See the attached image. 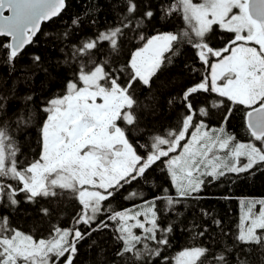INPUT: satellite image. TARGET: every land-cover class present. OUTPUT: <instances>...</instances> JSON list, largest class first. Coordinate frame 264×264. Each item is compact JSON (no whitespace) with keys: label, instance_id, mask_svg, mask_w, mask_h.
<instances>
[{"label":"snow or ice","instance_id":"obj_1","mask_svg":"<svg viewBox=\"0 0 264 264\" xmlns=\"http://www.w3.org/2000/svg\"><path fill=\"white\" fill-rule=\"evenodd\" d=\"M115 3L112 23L74 17L52 37L55 58L33 54L19 70L14 84L41 75V87L59 84L39 105L33 87L0 89V264H75L78 245L105 230L113 244L99 248L98 264H264V199L241 202L234 234L196 207L206 186L264 170V0ZM68 6L0 0L10 76L42 24ZM162 22L172 30L156 31ZM186 48L189 80L162 100L153 86ZM161 104L174 120L158 128L149 118ZM237 113L247 139L230 128ZM37 126L39 152L29 158L17 134ZM118 196L127 207L114 206ZM68 204L75 208L65 227ZM18 213L35 221L32 230L16 223ZM41 224L47 235L38 234ZM177 231L193 243L169 256Z\"/></svg>","mask_w":264,"mask_h":264},{"label":"trees","instance_id":"obj_2","mask_svg":"<svg viewBox=\"0 0 264 264\" xmlns=\"http://www.w3.org/2000/svg\"><path fill=\"white\" fill-rule=\"evenodd\" d=\"M119 7L115 3V0H69V6L65 11L56 19L51 20L48 23H43L40 33L36 37L34 45H30L26 48L24 55L17 62V72L10 76L8 69L3 66L2 55L0 52V89L8 90L13 87L16 88L19 94H24L29 91V87L35 88V102L39 105L43 99H47L53 91L59 88V84L41 87V80L43 76L37 78L34 85L25 86L23 83L16 82L14 84L15 76H22L23 73L20 69H27L30 65V57L33 54L41 55L44 58H55L57 52L54 47L53 36L62 33L65 28L70 25L71 20L80 16L83 19L96 18L99 23L96 27L102 28L105 23H112L115 15L118 14L116 9ZM161 27L157 24L156 31L172 30L167 27V22ZM95 30L91 25H88L85 29ZM154 30L149 26L147 34H152ZM185 63H192V50L186 48L184 53L174 58L173 64L162 74L153 86V90L157 91L163 100L168 95L173 94L179 90V86L187 83L189 80L188 74L184 70ZM146 93L141 90L140 95L143 96ZM43 113L39 114V119H42ZM150 122L155 123L158 128H163L171 124L174 120V113L169 111L164 104H161V108L158 114L152 118H149ZM240 114H236V118L231 121L230 128L232 131L239 134L240 138L247 139L246 133H244L241 127ZM244 133V134H243ZM245 137H244V136ZM39 139V128L34 127L28 134L21 135L17 134L18 143L22 147V151L25 156L31 158L35 153L39 152V146L37 141ZM254 174H241L240 176H231L228 179L217 181L204 188L202 195L205 197L200 200L196 205L197 208L202 207L210 210V212L222 221V225L226 230H229L233 234L236 232L237 227L241 220V209L240 204L242 200L250 199H264V170H253ZM158 185L169 187L166 178L159 171L153 172ZM143 187V190L149 195L155 194L147 186ZM225 197H228L227 199ZM114 206L127 207V201L122 200L119 196L113 202ZM190 204L192 202H189ZM75 205L68 204L66 206V212L63 218V225L65 227L70 226L71 218L74 211ZM181 211H185L183 208ZM193 210L189 209L185 211V216L191 218ZM198 215V213H197ZM183 219V217L181 218ZM16 223L24 230H32L35 221L22 213L16 214ZM40 235H47L44 231V225L38 226ZM215 231V229H213ZM92 240L97 241V245L92 244ZM193 243L190 237L186 233L177 231L175 238L172 241V247L168 249L167 254L169 256L174 255L181 248L189 246ZM113 244V234L111 231L105 230L100 233H94L89 239L82 241L79 245V252L76 257L75 264H98V253L99 248L110 249Z\"/></svg>","mask_w":264,"mask_h":264},{"label":"rangeland","instance_id":"obj_3","mask_svg":"<svg viewBox=\"0 0 264 264\" xmlns=\"http://www.w3.org/2000/svg\"><path fill=\"white\" fill-rule=\"evenodd\" d=\"M250 200H259V199H250ZM250 200H242V201H250ZM240 209H241V212L240 213H241V217H242L243 214H244V210H245V207H244V204L243 203L240 204ZM258 209H259V205H257V210Z\"/></svg>","mask_w":264,"mask_h":264},{"label":"water","instance_id":"obj_4","mask_svg":"<svg viewBox=\"0 0 264 264\" xmlns=\"http://www.w3.org/2000/svg\"><path fill=\"white\" fill-rule=\"evenodd\" d=\"M57 17H55V18H53L52 20H54V19H56ZM51 21V20H50ZM50 21H46V22H44V23H48V22H50ZM43 25V24H42ZM41 28H42V26H41Z\"/></svg>","mask_w":264,"mask_h":264},{"label":"bare ground","instance_id":"obj_5","mask_svg":"<svg viewBox=\"0 0 264 264\" xmlns=\"http://www.w3.org/2000/svg\"><path fill=\"white\" fill-rule=\"evenodd\" d=\"M244 134V133H243ZM244 136V135H243ZM245 137V136H244ZM231 178V177H230ZM228 179V178H227Z\"/></svg>","mask_w":264,"mask_h":264}]
</instances>
